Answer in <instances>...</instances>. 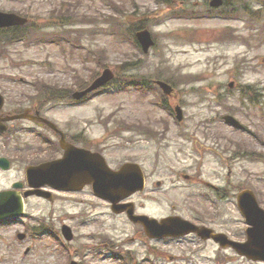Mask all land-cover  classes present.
I'll return each instance as SVG.
<instances>
[{"label": "rangeland", "instance_id": "rangeland-1", "mask_svg": "<svg viewBox=\"0 0 264 264\" xmlns=\"http://www.w3.org/2000/svg\"><path fill=\"white\" fill-rule=\"evenodd\" d=\"M209 1L0 0V10L29 18L27 30L34 39L12 44L9 33L0 32L5 50L0 54L3 110L26 106V96L34 93L33 80L56 85L48 95L57 98L53 91L82 88L110 68L116 86L75 107L47 109L46 104L43 115L61 128L80 126L87 137L103 141L99 148L112 167L125 161L143 167L145 187L128 198L136 212L156 218L179 214L218 230L240 231L242 220L232 194L251 188L264 207V0H225L215 9ZM209 10L226 17L182 15ZM141 28L154 40L146 52L131 37ZM61 32L75 44L37 40L49 37L45 40L50 42ZM128 80L148 85L140 91L121 84ZM158 81L172 89L164 94ZM153 101L179 106L182 121ZM224 114L233 115L245 130L224 123ZM21 134L18 143L32 146L27 152H17L11 138L0 145V155L15 159L9 171L0 170V187L23 177L25 163L55 155L31 134ZM206 191L231 195L220 201L219 217L199 195ZM27 205L34 226L42 219L45 227L53 223L54 229L65 222L75 237L66 248L47 246L46 234L38 232L35 238L19 241L20 225L1 223L0 264H69L70 259L78 264H123L124 258L132 264H211L205 254L213 255L216 248L194 235L150 239L125 215L112 213L109 202L89 188L59 192L51 202L29 197Z\"/></svg>", "mask_w": 264, "mask_h": 264}, {"label": "water", "instance_id": "water-1", "mask_svg": "<svg viewBox=\"0 0 264 264\" xmlns=\"http://www.w3.org/2000/svg\"><path fill=\"white\" fill-rule=\"evenodd\" d=\"M220 2V0H212L211 4L218 5ZM24 21V18L14 13L0 12V25L23 23ZM137 37L145 51L153 44L147 30L138 32ZM110 76L111 72L105 70L102 76L97 78L88 89L76 93L75 96L80 97L86 91L104 84ZM158 83L164 88L165 92L171 89L170 86L163 82ZM2 102L3 98L0 95V106ZM176 111L180 118L181 115L178 107ZM226 119L230 123L239 125L232 117L227 116ZM72 150L68 152L67 158L62 161L57 160L39 166L28 167L27 175L30 182L34 186L48 183L55 187L66 189L80 187L85 182H92L94 191L97 194L107 197L113 202L143 187L142 174L137 165L126 163L119 171H112L107 167L104 159L98 153H91L88 150L78 148ZM31 192L47 194L38 190L30 191L29 193ZM239 198L241 208L249 216V221L255 225L254 230L257 233L254 236H260L262 232L264 233V210L257 206L254 196L250 191L244 192ZM113 209L120 211L123 209V205H113ZM132 210L130 207L128 210L129 215H131ZM133 218L142 221L147 231L153 236L180 235L191 230H196L194 225L178 216L162 219L159 224H156L157 221L155 219H150L145 215H137Z\"/></svg>", "mask_w": 264, "mask_h": 264}, {"label": "flooded vegetation", "instance_id": "flooded-vegetation-1", "mask_svg": "<svg viewBox=\"0 0 264 264\" xmlns=\"http://www.w3.org/2000/svg\"><path fill=\"white\" fill-rule=\"evenodd\" d=\"M3 115H5V113L4 112H0V124L4 123L2 121V118H3L2 116ZM3 125L5 126L4 127L5 131H9V129L13 126V125H9L6 122ZM10 135L11 136H15L13 134H10ZM0 138H1V136H0ZM7 188H9L11 191L16 192V193L18 191L17 189H13V188H10V187H7ZM24 212H25L24 216L28 217L29 216L28 215L29 206L27 205V202H26L25 199H24ZM218 232L224 233L228 240L242 242L246 238L245 232L242 231V230L238 231V232L236 231L237 233L236 232H228V231L224 232L222 230H219ZM219 261H221L223 263H221ZM231 261H235L237 264H243V263H245V264H252V263L264 264V260H252L251 258H248L246 255L240 254L239 252L235 251V249H233L232 247H220V246H217L216 251L214 252V259H213L212 263L213 264H227L228 262H231Z\"/></svg>", "mask_w": 264, "mask_h": 264}]
</instances>
